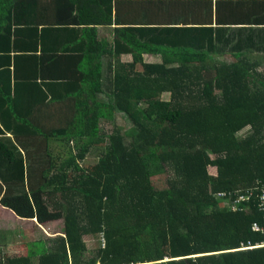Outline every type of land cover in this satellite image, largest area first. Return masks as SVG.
Instances as JSON below:
<instances>
[{"label": "trees", "instance_id": "trees-1", "mask_svg": "<svg viewBox=\"0 0 264 264\" xmlns=\"http://www.w3.org/2000/svg\"><path fill=\"white\" fill-rule=\"evenodd\" d=\"M199 2L190 25H162L120 0H0V205L64 223L0 264H264V31L218 34L217 1ZM227 2L230 24L255 23L237 18L252 0Z\"/></svg>", "mask_w": 264, "mask_h": 264}, {"label": "crops", "instance_id": "crops-1", "mask_svg": "<svg viewBox=\"0 0 264 264\" xmlns=\"http://www.w3.org/2000/svg\"><path fill=\"white\" fill-rule=\"evenodd\" d=\"M140 1L141 0H120L119 6H118V11L120 15L125 19L126 18H136L138 14L140 13H143L147 16L149 13L154 11V9H157L156 13L153 15L155 18H158L160 20L162 18L164 19L161 21L163 22L162 25H169V24H175V23L179 25H184V22L187 23V25H190L189 23L194 22V15H196L195 17H197L198 16L197 13L198 12L200 13L199 0H164L166 1V3L164 4H162L158 0H142V2ZM168 1H170V3H167ZM216 1H217L216 4H218V10H215V8H213L212 15H213V27L215 28V31H218V34L224 31H225V34H227V31L232 32L234 29H240V28L244 29L243 31H246V30H250L252 32L254 31L255 34L258 31H259V34L261 33V31H264V3H262V1L252 0L254 4L250 3L248 6H244V9L241 12L237 13L238 14L237 18H239L238 19L239 21L247 22L248 18L250 17L251 22L252 21L255 22L253 24H230V22L235 21V18L233 14H231L230 5L227 2L229 0H212L214 5H216L214 3ZM255 1H258L259 4ZM250 7L254 9L250 11ZM217 11H219L220 13L224 15V18L222 20L224 22H229V23L217 25L215 22V13ZM203 15H204V12L202 16ZM109 30H111L110 27L98 26V31L100 34L101 33L105 34V32H108ZM259 54H256V52H254V56H257ZM146 55L148 54L144 55V59L146 58ZM150 55L152 56V60H147L148 62H160L161 61V56L159 54H150ZM216 57L217 59H229L230 58L228 55H220V54H217ZM121 59L123 61H130L131 55L123 54L121 56ZM262 69L264 70V65H262ZM6 134L11 135L9 132H6ZM49 140H52V139H49Z\"/></svg>", "mask_w": 264, "mask_h": 264}, {"label": "rangeland", "instance_id": "rangeland-1", "mask_svg": "<svg viewBox=\"0 0 264 264\" xmlns=\"http://www.w3.org/2000/svg\"><path fill=\"white\" fill-rule=\"evenodd\" d=\"M145 59V61L152 60V56L148 54ZM253 59L261 61L262 65H264V56H253ZM168 97V93L162 95L163 99H168ZM103 121L104 120H101V124L104 129L110 130L112 125L107 121ZM115 122L123 128L127 127V122L124 120L123 116L117 115ZM52 145L57 150L61 149L63 155L62 158L66 159V157H68L67 154L63 152L67 150V146H64L60 141H55ZM95 156L96 155L94 154H87L86 159L88 162L94 163L96 160ZM208 171L214 175L216 173V168L214 166H209ZM166 179V173L157 174L152 177V183L154 186L162 188L166 185ZM63 228V218L39 223L36 218H21L11 210L0 205V256H2L1 254L17 255L39 252L43 249L46 239L49 236L55 237L63 234ZM84 240L89 250H92L100 244L101 235L98 233L88 234L84 236ZM35 241H39L42 247L38 249V247L33 245V242Z\"/></svg>", "mask_w": 264, "mask_h": 264}, {"label": "built area", "instance_id": "built-area-1", "mask_svg": "<svg viewBox=\"0 0 264 264\" xmlns=\"http://www.w3.org/2000/svg\"><path fill=\"white\" fill-rule=\"evenodd\" d=\"M252 194H253L252 191H248L246 194H240L235 200L238 202L248 200ZM257 195H258V200H259L258 209L263 211V222H264V186L261 187L260 192L257 193ZM252 228L254 230H260L263 232L264 231V223H263L262 227L256 223H253ZM260 245H264V242Z\"/></svg>", "mask_w": 264, "mask_h": 264}]
</instances>
